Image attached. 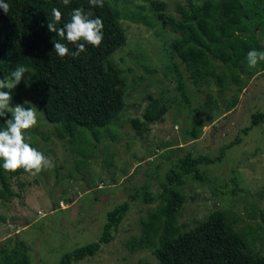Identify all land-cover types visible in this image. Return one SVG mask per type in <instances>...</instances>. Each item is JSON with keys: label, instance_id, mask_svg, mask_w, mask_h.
I'll use <instances>...</instances> for the list:
<instances>
[{"label": "rangeland", "instance_id": "1", "mask_svg": "<svg viewBox=\"0 0 264 264\" xmlns=\"http://www.w3.org/2000/svg\"><path fill=\"white\" fill-rule=\"evenodd\" d=\"M192 1L199 5L205 0ZM252 1L244 0L247 10ZM261 1L253 25L264 50ZM110 4L122 15L126 37L124 47L109 57L120 70L124 110L96 138L84 131L72 140L60 138L56 126L42 116L24 74L11 91L10 107L36 108L38 123L25 130L26 142L53 166L12 179L19 197L0 198V247L10 249L19 239L28 249L30 264H58L64 254L98 241L107 212L129 201L130 209L111 242L75 264H158L153 247L139 241L143 225L162 207L161 200L145 203L130 196L140 195L146 187L159 197L168 173L185 155L213 158L238 140L221 162L199 167L202 181L191 176L180 179L176 189L183 203L177 226L183 232L221 212L248 249L264 256V123L243 131L253 114L264 112V70L260 65L252 68L248 80L237 72L241 84L231 83V72L224 70L228 84L223 91L211 84L195 87L172 49L181 37L177 24L182 10L189 9L186 0H110ZM179 77L187 101L178 89ZM151 97L163 104L165 115L160 122L144 125L142 113Z\"/></svg>", "mask_w": 264, "mask_h": 264}, {"label": "trees", "instance_id": "2", "mask_svg": "<svg viewBox=\"0 0 264 264\" xmlns=\"http://www.w3.org/2000/svg\"><path fill=\"white\" fill-rule=\"evenodd\" d=\"M4 2L9 4V11L5 14L0 9V80L9 77L18 66L26 67L29 89L38 100L42 116L56 126L60 138L72 140L80 131L96 138L99 130L105 131L113 125L124 110L125 101L120 70L109 63V57L124 47L126 37L120 25L122 15L110 0H104L102 8H92L88 0H70L67 6L61 0ZM186 2L189 9L182 10L181 22L177 24L181 37L173 43L172 49L185 66L192 84L195 87L216 85L223 91L228 84L224 70L231 72V83L241 84L237 72L250 79L253 70L248 66L247 53L252 49L264 52L253 25L262 1H252L249 10L244 0H205L199 5L192 0ZM54 7L62 13L58 28L70 20L75 8L92 11V18L100 17L104 25L101 45H86V51L73 58L71 52L76 50L75 45L47 28L48 22L53 20ZM56 42L66 44L70 54L60 58L54 52ZM257 65L264 70V61ZM178 89L187 101L180 77ZM236 102L235 99L232 106ZM164 115L163 104L151 97L142 113L143 124L160 122ZM8 116L0 118V130L6 127ZM261 123H264V112H257L243 131ZM133 125L140 127L137 121H133ZM191 136L196 138L194 131ZM236 144L238 140L222 147L213 158L185 155L168 173L159 197L151 195L146 187L140 195L130 196V200L140 197L145 203L161 200L162 207L143 225L139 241L141 246L153 247L152 254L158 264H264V256L248 249L243 237L221 212H213L206 221L183 232L177 226V215L183 203V196L176 189L180 179L191 176L202 181L199 167L221 162L225 151ZM2 164L0 160V198L10 201L19 197L12 189V179L26 172L23 169L8 172ZM129 209L130 202L125 201L107 212L99 240L64 254L58 264H75L95 256L101 244L111 242ZM0 264H30L24 242L16 239L10 249L0 247Z\"/></svg>", "mask_w": 264, "mask_h": 264}, {"label": "clouds", "instance_id": "3", "mask_svg": "<svg viewBox=\"0 0 264 264\" xmlns=\"http://www.w3.org/2000/svg\"><path fill=\"white\" fill-rule=\"evenodd\" d=\"M88 2L92 8L104 6V0H88ZM61 3L67 6L70 0H61ZM0 9H3L7 14L9 4L0 0ZM51 15L53 20L47 24L49 32L55 33L61 39L75 45L76 50L71 52L73 58L85 52L86 45L99 47L103 42V20L100 17L92 18V11L85 12L83 8L73 9L70 20L60 28L57 27V24L62 18L61 11L54 7L51 10ZM54 52L60 58L70 54L66 44L60 42L54 43ZM246 59L248 66L255 68L259 62L264 61V52L252 49L247 53ZM27 72L26 67L18 66L9 77L0 80V118H5L8 113L11 114V119H6V127L0 130V160L3 161L2 167L5 171L15 172L23 169L25 172L35 175L53 166L48 157L26 142L25 130L33 128L38 123L36 108H25L20 105L10 107L11 91L20 84ZM4 89L8 91H4Z\"/></svg>", "mask_w": 264, "mask_h": 264}]
</instances>
